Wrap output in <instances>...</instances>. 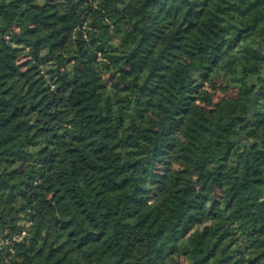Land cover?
<instances>
[{
  "label": "trees",
  "instance_id": "obj_1",
  "mask_svg": "<svg viewBox=\"0 0 264 264\" xmlns=\"http://www.w3.org/2000/svg\"><path fill=\"white\" fill-rule=\"evenodd\" d=\"M258 40L264 0H0V264H264Z\"/></svg>",
  "mask_w": 264,
  "mask_h": 264
},
{
  "label": "rangeland",
  "instance_id": "obj_2",
  "mask_svg": "<svg viewBox=\"0 0 264 264\" xmlns=\"http://www.w3.org/2000/svg\"><path fill=\"white\" fill-rule=\"evenodd\" d=\"M232 93V91L228 90L220 83H216L215 85H210L204 88V94L206 97L215 103H219L220 105H223L224 100ZM174 164L177 166L179 163L174 162Z\"/></svg>",
  "mask_w": 264,
  "mask_h": 264
},
{
  "label": "water",
  "instance_id": "obj_3",
  "mask_svg": "<svg viewBox=\"0 0 264 264\" xmlns=\"http://www.w3.org/2000/svg\"><path fill=\"white\" fill-rule=\"evenodd\" d=\"M257 51L259 52L261 57H263V59H264V43L261 40H258ZM261 66L263 67V70H264V60H263V62H261ZM255 96H256V93L253 94V96L251 97V101H250V103L248 105L249 114H248V118L245 120V123L248 122L253 117V114H254V111H255ZM255 142H260V141L256 140V141L250 142V143H248L246 141H243V146L250 147Z\"/></svg>",
  "mask_w": 264,
  "mask_h": 264
}]
</instances>
